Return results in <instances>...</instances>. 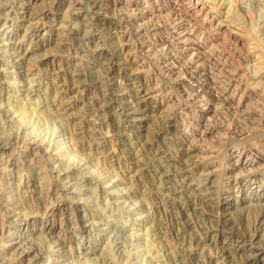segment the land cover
<instances>
[{
	"label": "rangeland",
	"instance_id": "rangeland-1",
	"mask_svg": "<svg viewBox=\"0 0 264 264\" xmlns=\"http://www.w3.org/2000/svg\"><path fill=\"white\" fill-rule=\"evenodd\" d=\"M150 1L0 0V233L12 222L11 238L46 252L45 198L73 207L51 227L63 259L32 264H264V0H199L244 40L196 18L201 57L181 54ZM231 79L246 92L224 97ZM83 236L87 258L70 250ZM4 243L0 264L14 262Z\"/></svg>",
	"mask_w": 264,
	"mask_h": 264
},
{
	"label": "bare ground",
	"instance_id": "bare-ground-1",
	"mask_svg": "<svg viewBox=\"0 0 264 264\" xmlns=\"http://www.w3.org/2000/svg\"><path fill=\"white\" fill-rule=\"evenodd\" d=\"M148 1L145 5H148V3H150V0H146ZM156 1V0H155ZM159 1V0H158ZM166 7H167V16L169 15V17H172L173 20H175V24L171 27L174 31V35L176 39V41L178 40V44L180 45V52L181 54H184L185 56L188 54H193L195 56H204V51L207 49L208 46V42H202L200 40L195 39V34H197L198 30H199V26L197 23L196 18L198 19H202V21H206L207 25H209L210 28H213L216 32V34L225 36L227 35L228 38H230V40H232L233 44H235V46H240L243 47L244 46V40L243 38L239 37L237 34H235L234 32H228V25H224L223 22H215V19L213 17V14L211 12L210 7L207 5V3H203L202 1L199 0H190V7L188 8V12H184L180 5L179 2L180 0H175L177 2L175 3H171L168 0H162ZM187 2V1H186ZM188 3V2H187ZM151 4V3H150ZM153 4V3H152ZM144 5V6H145ZM182 5V4H181ZM184 7V6H183ZM188 7V6H187ZM186 8V7H185ZM166 9V8H165ZM187 10V9H186ZM185 10V11H186ZM154 13V9L153 7H147L146 9H144L141 13V16L146 17L148 14L151 15ZM46 15V14H45ZM152 16V15H151ZM201 21V20H200ZM203 23V22H202ZM226 24V23H225ZM201 26V25H200ZM203 27V26H202ZM201 27V28H202ZM205 30V29H204ZM47 31V30H46ZM160 31V30H159ZM8 35V34H7ZM173 42V41H172ZM6 44V43H5ZM170 44V43H169ZM166 47V46H165ZM213 46L211 45L210 48H212ZM235 48V47H234ZM215 49V48H214ZM233 49V48H232ZM236 49V48H235ZM164 51V50H163ZM167 51V50H166ZM235 51V50H234ZM208 52V51H207ZM235 53V52H234ZM240 53V52H239ZM238 53V57H240V54ZM206 54V53H205ZM20 55V54H18ZM208 55V54H207ZM193 58H196V57ZM212 56V55H211ZM218 56H221V58L225 59V65L228 64L227 62L229 61L230 58H228L227 56H225L223 53H219ZM18 56L16 55V58ZM191 57V56H190ZM199 57V58H200ZM203 59V57H202ZM222 59V60H223ZM196 60L198 61L199 59L196 58ZM231 61V60H230ZM10 63H14V62H10ZM200 65V64H199ZM203 67V66H202ZM219 68H222L221 66H218ZM195 70V69H194ZM29 72V71H28ZM196 72V71H195ZM233 74V79L234 77L238 76L239 71L238 70H233L232 72ZM33 76L32 73H28L26 74V76ZM198 78V76H197ZM200 81V80H199ZM197 84V83H196ZM186 87V86H185ZM191 87V86H190ZM242 84L234 80H230L227 84V86L224 88V90L222 91V95L224 97H229V98H233L234 96H236L237 94H239V91L242 89ZM194 88V87H193ZM195 89V88H194ZM203 92V85L200 83L197 86V96L201 95ZM246 92V88L244 87L243 89V93ZM221 93V92H220ZM242 94V93H241ZM196 95V94H195ZM196 96V97H197ZM264 96V95H263ZM214 97V96H212ZM216 97V96H215ZM218 97V96H217ZM216 97V98H217ZM215 99V98H214ZM203 100V99H202ZM202 100H200V105L199 106V110H198V116L201 118V120H206V123L208 122V115L210 113V104L208 105V103H204ZM230 101V100H229ZM197 106V107H198ZM66 111V110H64ZM210 118V117H209ZM203 122V121H202ZM209 123V122H208ZM52 142V141H51ZM51 144V143H50ZM249 152H252V149H249ZM241 155L239 154L238 158L234 161L235 162V166L237 167H241L243 169L246 170H252L250 168L254 167L257 163L256 159L251 156V154H249V156H247L246 159H241L242 157H240ZM240 162V163H239ZM2 165H0V173L4 172L5 169L7 168H2ZM239 171V170H238ZM8 172V171H7ZM6 172V173H7ZM8 174V173H7ZM18 183L19 185L17 186V189H22V188H29L28 184L30 183L28 180H26L23 177L18 178ZM18 191V190H17ZM18 193V192H17ZM251 193V192H250ZM21 194V193H20ZM18 195V194H17ZM14 196V195H13ZM22 196V195H20ZM249 196V195H248ZM250 197V196H249ZM47 198H45V201L47 202ZM63 201V200H62ZM55 202L54 204H49L48 206L43 202V204L45 205L44 211L41 215V220H42V227L39 229L38 233L39 235H44L45 237H47L50 240L54 241V238H57V243L56 246H53L51 248H49L48 251H42L41 248H35L34 246H24L22 243H20L19 241L16 242L15 239L11 238V229L13 228L12 222L8 223L7 225L3 224V231L0 233V242L3 241V252L5 256H9V255H13V257H15L14 262H12L11 260H6L4 261L2 264H32V261L37 259L41 254L44 255L45 253V257L49 262H52V256H57V258L60 257V259H63L64 256H62V254L64 253L63 251L61 252V248L59 247L60 245H63L65 243V238L64 237H60V231L57 233V235L54 237V235L52 236L51 233V227L52 224L55 221V216L56 215H63L64 213L68 212L69 210H71L73 207H68V203L66 202ZM22 203V202H21ZM18 207V206H17ZM19 208V207H18ZM24 208V207H23ZM28 208V207H27ZM30 208V207H29ZM34 208V207H32ZM20 209V208H19ZM36 209V208H35ZM31 210V209H30ZM34 210V209H33ZM43 210V209H42ZM75 211V210H74ZM17 212V210L15 211ZM17 215V213H15ZM7 215V214H5ZM14 215V216H16ZM28 215H30L32 218H36L38 216V213H33V211L29 214H26L25 217H28ZM4 216V215H3ZM70 216V215H69ZM11 216H7V218L5 217V219H9ZM2 218V217H1ZM3 220H5L4 218H2ZM11 220V219H10ZM6 221V220H5ZM27 221V220H26ZM30 222H33V227H35V219L34 220H28ZM1 223V222H0ZM63 224V223H62ZM62 226V225H61ZM28 227L30 228L31 226L28 225ZM36 228L32 229L35 230ZM61 230V228H60ZM82 231V230H81ZM75 233V232H74ZM51 234V235H49ZM105 235H107V233H105ZM13 236V235H12ZM15 236V235H14ZM87 237V236H86ZM21 238V237H20ZM30 239V238H29ZM78 239V238H77ZM80 239V238H79ZM27 241V240H26ZM30 241V240H29ZM24 242V241H22ZM85 242V238L84 236L81 237V240L76 243V246L74 249H70L72 250L74 256L77 257H88L86 256L88 249H84V243ZM75 245V244H74ZM56 248V249H55ZM71 248V246H70ZM43 249V248H42ZM63 250V249H62ZM68 252V251H67ZM66 252V253H67ZM69 254V253H68ZM4 258V256H3ZM57 258H55V261L58 260ZM85 258V259H86ZM165 258V257H164ZM59 261V260H58ZM64 261V260H63ZM54 262V261H53ZM57 262V261H56ZM87 262H91L89 261V259L87 260ZM61 263V262H60ZM63 263V262H62ZM61 263V264H62ZM79 263V262H78Z\"/></svg>",
	"mask_w": 264,
	"mask_h": 264
}]
</instances>
